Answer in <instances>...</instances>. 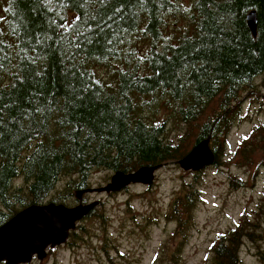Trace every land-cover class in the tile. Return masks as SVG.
<instances>
[{
	"label": "trees",
	"instance_id": "16d2710c",
	"mask_svg": "<svg viewBox=\"0 0 264 264\" xmlns=\"http://www.w3.org/2000/svg\"><path fill=\"white\" fill-rule=\"evenodd\" d=\"M0 30V226L33 204L87 202L97 169L133 172L144 165L178 164L209 139L215 167L264 168V124L254 125L225 160L230 131L246 99L261 95L264 77V0H5ZM182 10L186 30L166 40V16ZM255 10L253 35L247 14ZM149 48L137 56L135 36ZM97 66L114 68L105 82ZM164 98L185 129L177 141L165 122L148 121L140 98ZM197 172L196 175H200ZM62 175L69 179L57 186ZM23 178L24 183L15 185ZM253 186V182L251 184ZM78 195V196H75ZM51 197L50 199H48ZM201 199L184 184L166 218L176 224V247L160 248L152 264H178ZM101 204V202L99 203ZM97 207L86 217L99 216ZM80 227L79 225L77 226ZM75 230L70 237H76ZM264 239V199L212 244V264H242L245 242ZM176 244V243H175ZM264 259V251H260Z\"/></svg>",
	"mask_w": 264,
	"mask_h": 264
},
{
	"label": "rangeland",
	"instance_id": "374dc122",
	"mask_svg": "<svg viewBox=\"0 0 264 264\" xmlns=\"http://www.w3.org/2000/svg\"><path fill=\"white\" fill-rule=\"evenodd\" d=\"M176 1L183 10L193 5V0ZM5 4V0H0V30L3 32ZM186 28L182 10L166 16V40H176ZM135 39L136 54L141 56L149 48V43L142 35H136ZM94 68L105 82L115 83L113 67ZM257 87L261 95L242 103V120L228 135L225 160L234 157L237 143L254 125L264 124V77L257 79ZM139 102L140 113L150 122H165L166 137L177 141L185 126L174 106L167 104L164 98L143 97ZM199 172L200 175H196L197 172L184 170L179 164L168 163L156 171L150 186L132 184L119 192L81 193L87 202H101L97 214H103L105 218L94 215L81 220L80 227L75 230L76 237L71 236L66 243L48 249L44 259L35 257L29 264H152L164 242L170 251L180 241L173 235L176 224L169 221L166 214L172 199L188 183H196L201 199L195 210V224L190 228L178 264H212V244L217 234L232 229L244 212L252 215L264 199V168L259 175L253 176L251 183L237 188L233 186L237 183L235 178L243 182L251 180L250 167L211 165ZM114 173L108 169L94 170L90 188L107 185ZM68 179V175H62L57 186L63 187ZM15 183L20 186L24 180L19 178ZM260 251H264V239L259 244L247 240L241 250L242 264H264Z\"/></svg>",
	"mask_w": 264,
	"mask_h": 264
},
{
	"label": "water",
	"instance_id": "95a60500",
	"mask_svg": "<svg viewBox=\"0 0 264 264\" xmlns=\"http://www.w3.org/2000/svg\"><path fill=\"white\" fill-rule=\"evenodd\" d=\"M247 22L253 35H256L258 17L255 10L247 14ZM215 160L210 140L204 139L179 159L178 164L184 170L199 172L213 165ZM159 168L160 165H144L129 173L117 171L107 185L89 188L86 192H119L132 184L150 186ZM98 204V201H80L74 206H66L50 202L29 205L18 211L0 226V264H29L34 257L44 259L49 248L68 241L71 231Z\"/></svg>",
	"mask_w": 264,
	"mask_h": 264
}]
</instances>
